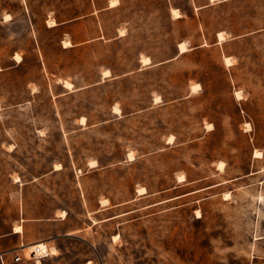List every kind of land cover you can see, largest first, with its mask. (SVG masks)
Returning a JSON list of instances; mask_svg holds the SVG:
<instances>
[{"label": "rangeland", "instance_id": "rangeland-1", "mask_svg": "<svg viewBox=\"0 0 264 264\" xmlns=\"http://www.w3.org/2000/svg\"><path fill=\"white\" fill-rule=\"evenodd\" d=\"M112 1L0 0V264H264V0Z\"/></svg>", "mask_w": 264, "mask_h": 264}, {"label": "bare ground", "instance_id": "bare-ground-1", "mask_svg": "<svg viewBox=\"0 0 264 264\" xmlns=\"http://www.w3.org/2000/svg\"><path fill=\"white\" fill-rule=\"evenodd\" d=\"M112 2H113V5H115V4L117 3V0H113ZM173 11H174V13H175L176 15H180V14H179V10H178L177 8H174ZM9 14H10V13H9ZM10 15H11V14H10ZM9 18H10V17H9ZM53 24H54V23H53ZM220 36H221V38H222L223 35L220 34ZM180 49H181V52H184V51L187 50V46H186V43H185V42H181V43H180ZM227 60H228V62L230 61L229 58H227ZM143 62H144V64L150 63V62H151L150 57H144V58H143ZM67 84L70 85L71 83H70V82H67ZM198 87H200V84H199V83H198V84L195 83L194 88H198ZM194 88H193V89H194ZM130 156L133 157V154L131 153ZM96 162H97V161H96ZM96 164H97V163H96ZM60 167H61V165L58 164V165H57V168H60ZM105 201H107V200H105ZM105 201H104V202H105ZM15 230H16V231H20V230H21V226H17ZM39 245L42 247L43 250H45V251L47 250V245H46L45 243H41V244L39 243ZM35 246H36V245H34L33 247L30 246V248L33 249V248H35ZM53 253H55V252H53ZM39 257H40V256H39ZM36 264H42L41 258H38V257H37V259H36Z\"/></svg>", "mask_w": 264, "mask_h": 264}, {"label": "built area", "instance_id": "built-area-1", "mask_svg": "<svg viewBox=\"0 0 264 264\" xmlns=\"http://www.w3.org/2000/svg\"><path fill=\"white\" fill-rule=\"evenodd\" d=\"M27 246L26 245H24V244H22L21 246H19V247H17V248H14V249H12L11 250V252H16V253H18L17 255H16V257H15V260L16 261H20L21 259H22V256L19 254V250H21V249H24V248H26ZM31 253L32 254H34V256H37V257H42V256H44V255H47V253H48V250H43L42 249V247L39 245V244H36V246H35V248H33V250H31ZM6 253H2V254H0V256H1V258L2 259H4L3 257H4V255H5Z\"/></svg>", "mask_w": 264, "mask_h": 264}, {"label": "crops", "instance_id": "crops-1", "mask_svg": "<svg viewBox=\"0 0 264 264\" xmlns=\"http://www.w3.org/2000/svg\"><path fill=\"white\" fill-rule=\"evenodd\" d=\"M20 232H22V231H20ZM20 232L14 230V233H20ZM18 247H19V246H18ZM40 258H41V257H40ZM41 261H42V258H41ZM42 264H43V261H42Z\"/></svg>", "mask_w": 264, "mask_h": 264}]
</instances>
